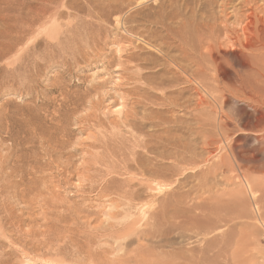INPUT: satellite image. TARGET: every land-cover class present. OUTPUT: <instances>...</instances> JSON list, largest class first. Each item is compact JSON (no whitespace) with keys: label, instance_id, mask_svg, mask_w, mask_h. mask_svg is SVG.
<instances>
[{"label":"rangeland","instance_id":"1","mask_svg":"<svg viewBox=\"0 0 264 264\" xmlns=\"http://www.w3.org/2000/svg\"><path fill=\"white\" fill-rule=\"evenodd\" d=\"M139 1L0 0V264H264L263 207L240 171L210 174L225 145L193 120L204 100L213 118L214 99L250 111L227 102L246 54L224 43L203 80L173 61L188 51L177 31L200 63L209 31L236 42L257 20L262 45L264 0ZM177 139L194 160L180 174L146 148Z\"/></svg>","mask_w":264,"mask_h":264},{"label":"bare ground","instance_id":"2","mask_svg":"<svg viewBox=\"0 0 264 264\" xmlns=\"http://www.w3.org/2000/svg\"><path fill=\"white\" fill-rule=\"evenodd\" d=\"M144 2L145 1L140 0L138 2V4L140 5ZM117 21H119V20H117ZM250 22L251 23H249L248 25H246L245 28H243V35L240 37H237L236 42H231L227 37L228 34L226 36L224 34V36L227 37L229 42L226 41V38L224 40L222 39V41H221L220 38L224 37V36L216 35L214 32H211V31L206 32L203 35L201 34L202 40L200 42V45H202V48H201V52L199 54L200 55L199 58L201 60V63H200V61H198L196 59L197 56H194V55H196L195 51H197V48L196 49L194 47L188 48L187 44H189V41L184 36L183 31H177V32L173 33L175 35V38L181 43V45L186 50H188V51H185L184 55H182L181 57L173 58V61L175 62V66L177 67V70L179 72H182L186 76H189L188 79H190V80L191 79L201 80L202 79L201 77H203V75L206 74L205 67H208L209 69H211L212 67L213 68L218 67L219 62L222 59V57L220 56V50H221V46L224 43H227V44L232 43L230 45V47H233L235 44H239L241 47V50H244L246 57L248 59V64L242 65V67H244L245 71L241 75L239 74V76L237 77L238 80L236 79L237 81L232 85V87H230V89H231L230 93H231V95H234V96H232V99L227 98V102L230 100H233V97H235L236 95L240 96L239 94H242L243 97H245V99L247 100L248 106H250L249 107L250 111L246 110L243 112L234 113L230 110V111L225 112L224 111V109H225L224 105L226 103L225 102L220 103V102H218L217 99H214V103L216 105H218L219 106L218 109L221 110L218 112L220 115L218 114V117H215L216 118L215 119V118H213V115H212L213 110H211V111L209 110V112L205 111L207 108H209V109H212V108H211V104H210V106H208V103L204 102L205 101L204 100L198 104L200 106V109L202 112L199 113L198 118L193 119L194 121H197L198 127L196 128V130H194L195 128H193L195 125L192 127L190 126V127H191V129H193L196 132V134L199 137H201L203 142H205L207 138H211L213 143H217V144L220 143L221 145H223V144L225 145V147L222 148L224 150V152L218 158H216V156H215V159L213 158L214 160H216V159L217 160L214 161L212 164H210V169H208L209 172L213 171L214 172L213 175H214L215 172L226 173V172H237V170L240 171L242 177H239V178L240 179L243 178V180L245 181L244 184L246 183L248 185V188L250 189L251 194H253L254 197H257L258 200H256V201H258V202H255V201L254 202L261 204V206H259V207H260V209H261V207H263L262 208L263 210H260V213L262 214L264 212V179L261 178V180L260 179L256 180L252 175L246 173L243 170V168H250V169H254V170H264V43L262 45H258V43L251 40L252 38L248 37L249 35H251L252 33L255 32V31H253L252 28L256 27L257 20L256 21L255 20L250 21ZM160 23L164 24L166 27H168L170 29L169 24L164 23L162 20L160 21ZM119 24H120V22H119ZM169 29H167V30H169ZM169 31L172 32L171 29ZM205 45H208L206 51H204V49H203ZM217 53H218V56H215V54H217ZM178 60H180L182 62H189L190 64L183 66L184 64L180 61L178 62ZM207 61L209 62V64ZM193 66H195V67L198 66L199 68H197V70H195V71H192ZM213 68H212V70L215 71ZM190 71H192V72H190ZM216 78L217 77L215 76V79ZM199 85H201V84H199ZM209 91H211V90H209ZM214 93H215V90H212L211 94L214 95ZM217 97H220V96H217ZM179 100L180 99H176V100L170 101V102L174 106H179ZM181 106H184V105H181ZM187 107L188 106H186V108ZM168 121H166V124ZM168 124H170V121ZM159 125L160 124H158L157 126H159ZM130 126H132V125H130ZM160 126H159V130H160ZM132 127H134V126H132ZM156 128H158V127H156ZM193 130H192V134L194 133ZM135 131H137V130H135ZM168 131L171 132L170 130H168ZM139 133H141V132H139ZM169 135L170 134H168L167 137ZM189 135H190V133H189ZM191 135L188 137L191 138V137H193L194 134L192 136ZM155 136H158V135H155ZM159 136H160V134H159ZM194 136H196V135H194ZM163 137L158 138V139L162 140ZM140 138L141 137H139V140H140ZM174 138L175 137L173 136V140H175ZM148 139H147V141H148ZM165 139H166V137H165ZM171 139H172V137H171ZM181 139H180V141L177 139L178 141H176V142L175 141L173 142L171 140L173 142L171 150L172 149L175 150L174 153L169 154V152H170L169 151L167 154V150L169 149V147H168V149L165 148L164 151H161L159 153L157 151L158 148H156L155 145H152V146L150 145L151 147L149 145H147L146 148L147 149L149 148L150 151L153 150L152 153H154L157 157H161L162 159L163 158H168L169 160L171 159L172 163L175 165L174 167H177V168H175V169H177L175 172H178L180 174V171L185 169V168L180 169L183 165H185V167H186V165L189 166V164H193L192 162L194 161L192 159V156H191L193 152L188 151L189 147L188 148L186 147L187 144L185 145L182 143L184 141H187L188 139L183 138L184 141H181ZM193 139H194V137H193ZM195 139L198 140V138H195ZM153 140H155V139H153ZM168 140H170V139H168ZM202 140H199V141L202 142ZM247 140L252 141L253 144L251 146V149L255 152V154H252L249 156L245 155L244 144L248 143ZM135 141H136V139H135ZM171 141H169V143H171ZM148 142H150V141H148ZM158 142H160V141H158ZM163 142L164 141H162V143ZM189 142L190 141L188 140V143ZM167 143L166 144L163 143V145L164 144L168 145L169 143L168 144ZM190 144H188V145H190ZM202 145H205V143H203ZM139 147L140 146H138V148ZM217 148H215V149H217ZM154 154H152V155H154ZM217 156H218V154H217ZM168 159H166V160L168 161ZM156 160H155V162H156ZM209 160H210V157L207 158L205 160V162H207ZM151 161L153 162V160H151ZM168 162H170V161H168ZM194 164H196V163L194 162ZM190 168H191V170H193L192 168H194V170L196 169L193 166ZM185 170H188V169H185ZM147 172H148V174H150V176L155 174L151 171V169H145V173H147ZM211 172H210V174H211ZM181 173H184V172H181ZM237 176H238V174H237ZM237 176L235 178H237ZM204 177H206V176H204ZM208 178L209 177H207V179ZM206 182H207V180H206ZM247 192H249V191L247 190ZM257 210L259 211L258 207H257ZM262 216L264 218V213ZM263 220L261 219V221H263Z\"/></svg>","mask_w":264,"mask_h":264}]
</instances>
